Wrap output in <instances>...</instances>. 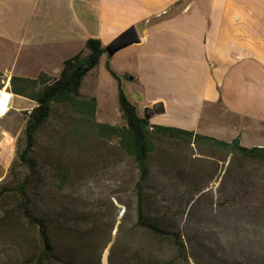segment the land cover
I'll return each mask as SVG.
<instances>
[{
  "label": "crops",
  "instance_id": "0c3cea01",
  "mask_svg": "<svg viewBox=\"0 0 264 264\" xmlns=\"http://www.w3.org/2000/svg\"><path fill=\"white\" fill-rule=\"evenodd\" d=\"M131 28L137 39L116 48ZM88 39L108 47L98 67L108 60L140 117L138 108L158 106L151 125L264 147V0H0V57H31L38 76L58 78L49 70L61 71ZM0 73L7 92L13 75ZM33 107L12 95L0 116V182L15 156V122ZM122 121L119 112L103 123Z\"/></svg>",
  "mask_w": 264,
  "mask_h": 264
},
{
  "label": "rangeland",
  "instance_id": "374dc122",
  "mask_svg": "<svg viewBox=\"0 0 264 264\" xmlns=\"http://www.w3.org/2000/svg\"><path fill=\"white\" fill-rule=\"evenodd\" d=\"M0 65L13 76L38 77L31 57H0ZM98 68V82L96 70L85 79L81 94L97 98L100 122L116 121L117 83L103 66ZM49 71L54 77L62 72ZM7 80L0 76V86ZM130 97L135 102L137 95ZM21 114L13 128L16 148L28 112ZM244 145L251 147L252 142L245 140ZM105 147L95 141L82 148L95 156L94 165L102 168L103 175L92 184L83 176L75 182L70 201L83 204L66 206L76 214L68 224L76 231L67 235L63 230V257L71 261L66 264H264V161L176 139L158 142L148 160L145 195L159 193L164 227L179 236L169 238L138 226L136 197L129 185L136 178L134 165L115 153L110 157ZM15 158L16 149L12 163ZM7 174V179L13 175ZM68 189L63 191L67 195ZM12 206V198L0 197V264H28L25 256L33 250L37 230ZM82 213L87 218L79 220ZM177 239L182 245L175 243ZM67 249L78 251L79 258H69Z\"/></svg>",
  "mask_w": 264,
  "mask_h": 264
},
{
  "label": "trees",
  "instance_id": "16d2710c",
  "mask_svg": "<svg viewBox=\"0 0 264 264\" xmlns=\"http://www.w3.org/2000/svg\"><path fill=\"white\" fill-rule=\"evenodd\" d=\"M107 56L108 47L102 40L88 39L82 51L64 61L58 78L40 73L36 79L18 76L9 79L8 91L12 95L34 103L26 117L16 158L8 170L13 175L7 183L8 174L0 182V197L12 198L14 212L37 230L33 250L25 256L28 264L71 262L63 257V230L68 231L67 235L76 231L68 226L76 214L66 206L81 208L83 201L72 203L70 195L75 194L73 188L80 176L92 184V180L95 182L103 175L102 168L94 165L95 156L86 155L82 149L90 142L97 141L108 147L110 157L115 153L133 163L136 178L129 185H133L136 197L137 224L169 238L179 236L164 227L166 218L161 217L165 209L159 206V193L145 195L148 160L157 151L158 142L176 139L198 148L207 147L228 155L264 161V147H244L238 138L226 142L193 131L151 125L137 114L122 88V77L110 69L107 59L105 68L117 83L118 108L123 121L121 125L99 122L97 99L82 96L81 90L87 76ZM123 78L129 79V76ZM67 188L68 195L63 192ZM78 218L83 220L87 216L82 213ZM2 225L3 219H0ZM178 240L175 243L182 245ZM67 253L69 258H79L78 251L71 253L67 249Z\"/></svg>",
  "mask_w": 264,
  "mask_h": 264
},
{
  "label": "water",
  "instance_id": "95a60500",
  "mask_svg": "<svg viewBox=\"0 0 264 264\" xmlns=\"http://www.w3.org/2000/svg\"><path fill=\"white\" fill-rule=\"evenodd\" d=\"M136 39H137V36L135 34V30L131 28L117 40L115 47L121 48V47L127 46L131 44L132 42H134ZM156 112H159L158 106L148 107L146 108L144 112V116L145 118H149Z\"/></svg>",
  "mask_w": 264,
  "mask_h": 264
},
{
  "label": "built area",
  "instance_id": "2783aa9c",
  "mask_svg": "<svg viewBox=\"0 0 264 264\" xmlns=\"http://www.w3.org/2000/svg\"><path fill=\"white\" fill-rule=\"evenodd\" d=\"M12 94L9 91L0 90V108L2 107L3 110H0V116H5L9 109V104L11 102ZM32 109H28L27 112L30 114Z\"/></svg>",
  "mask_w": 264,
  "mask_h": 264
},
{
  "label": "bare ground",
  "instance_id": "6f19581e",
  "mask_svg": "<svg viewBox=\"0 0 264 264\" xmlns=\"http://www.w3.org/2000/svg\"><path fill=\"white\" fill-rule=\"evenodd\" d=\"M0 110H3V108L1 107Z\"/></svg>",
  "mask_w": 264,
  "mask_h": 264
}]
</instances>
